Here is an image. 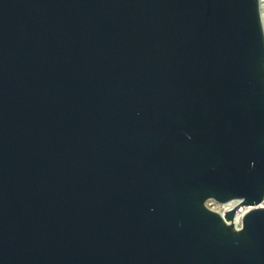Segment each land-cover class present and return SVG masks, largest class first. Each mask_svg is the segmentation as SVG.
<instances>
[{
	"label": "water",
	"instance_id": "95a60500",
	"mask_svg": "<svg viewBox=\"0 0 264 264\" xmlns=\"http://www.w3.org/2000/svg\"><path fill=\"white\" fill-rule=\"evenodd\" d=\"M262 2L0 0V264H264Z\"/></svg>",
	"mask_w": 264,
	"mask_h": 264
},
{
	"label": "built area",
	"instance_id": "2783aa9c",
	"mask_svg": "<svg viewBox=\"0 0 264 264\" xmlns=\"http://www.w3.org/2000/svg\"><path fill=\"white\" fill-rule=\"evenodd\" d=\"M264 12V11H263ZM207 208H209L210 210L214 211V212H217L219 213L221 216H223L226 212L232 210L235 206V204L228 210H226L224 208V205H218L214 202H208L206 204ZM260 208H264V198H263V201L262 203L259 205ZM243 209H247V208H241L239 209L236 214H235V217H234V220L232 222V224L234 225V227L238 230L241 228V222H242V218L243 216L247 213L248 209L246 210V212H242ZM240 216L239 220H237V218ZM237 221V222H236ZM236 222V223H235Z\"/></svg>",
	"mask_w": 264,
	"mask_h": 264
},
{
	"label": "bare ground",
	"instance_id": "6f19581e",
	"mask_svg": "<svg viewBox=\"0 0 264 264\" xmlns=\"http://www.w3.org/2000/svg\"><path fill=\"white\" fill-rule=\"evenodd\" d=\"M262 10L264 11V0H263V2H262ZM263 17H264V12H263ZM263 22H264V18H263ZM233 205H234V203H229V204L224 205V208H225L226 210H228V209H230ZM246 210H247V209H243L242 212H246ZM239 218H240V216L237 218V220H239ZM236 222H237V221H236ZM236 222H235V223H236Z\"/></svg>",
	"mask_w": 264,
	"mask_h": 264
}]
</instances>
